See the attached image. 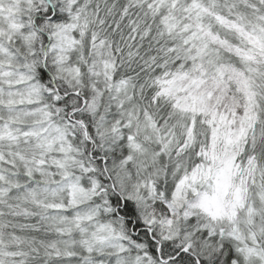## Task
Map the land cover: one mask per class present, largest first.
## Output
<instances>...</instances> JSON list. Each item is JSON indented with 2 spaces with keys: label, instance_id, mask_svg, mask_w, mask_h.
Masks as SVG:
<instances>
[{
  "label": "snow or ice",
  "instance_id": "obj_1",
  "mask_svg": "<svg viewBox=\"0 0 264 264\" xmlns=\"http://www.w3.org/2000/svg\"><path fill=\"white\" fill-rule=\"evenodd\" d=\"M0 264H264V0H0Z\"/></svg>",
  "mask_w": 264,
  "mask_h": 264
}]
</instances>
